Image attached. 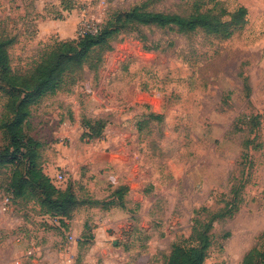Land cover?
Listing matches in <instances>:
<instances>
[{
    "label": "rangeland",
    "instance_id": "rangeland-1",
    "mask_svg": "<svg viewBox=\"0 0 264 264\" xmlns=\"http://www.w3.org/2000/svg\"><path fill=\"white\" fill-rule=\"evenodd\" d=\"M136 5L181 15L243 6L247 15L229 37L123 32L97 68L90 61L67 74L32 107L26 129L41 143L44 173L63 171L56 186L77 204L62 221L29 199L2 211L12 167L0 164V264H32L22 254L47 228L78 242L74 264H167L174 245L190 244L195 220L219 212L205 264L264 251V0H0L12 72L29 73L61 37L95 32ZM7 101L0 81V150Z\"/></svg>",
    "mask_w": 264,
    "mask_h": 264
},
{
    "label": "trees",
    "instance_id": "trees-1",
    "mask_svg": "<svg viewBox=\"0 0 264 264\" xmlns=\"http://www.w3.org/2000/svg\"><path fill=\"white\" fill-rule=\"evenodd\" d=\"M227 14L226 11L217 14L213 10L197 8L188 15H181L152 11L145 5H136L127 11L112 13L95 33L56 41L41 56L34 69L26 74L12 72L6 48L8 41L0 40V81L8 94L6 112L1 121L8 143L0 150V164H11L12 175L7 191L13 193L14 201L34 200L43 215L59 218L60 221L70 219V213L77 204L72 192L60 190L44 173L39 154L41 143L26 129L32 107L46 96L57 94L67 74L74 73L90 61H95L94 67L97 68L104 52L112 49V42L118 35L138 30L140 26L172 28L182 33L202 29L209 34L229 37L233 32L232 27L245 23L247 9L242 6L229 14V20H224ZM89 131L99 133L92 129ZM222 216L219 212L210 214L205 220L197 218L190 244L174 245L167 264H205L214 238L213 223ZM242 264H264V251L251 249L245 254Z\"/></svg>",
    "mask_w": 264,
    "mask_h": 264
},
{
    "label": "crops",
    "instance_id": "crops-1",
    "mask_svg": "<svg viewBox=\"0 0 264 264\" xmlns=\"http://www.w3.org/2000/svg\"><path fill=\"white\" fill-rule=\"evenodd\" d=\"M74 37L75 36H72V38ZM61 40H62V37H61ZM48 176H52V174L48 173ZM41 234L43 235V237L45 236V240L43 239L40 244H38L39 241L35 243L31 242V245L28 246L29 247L28 250L22 254L23 256L27 257V252L32 251L33 255L30 257H27L29 259L31 258L30 261H32V264H53V263H48L46 261V252L49 249H52L53 246L57 245L58 246L57 248L61 249V247H65L64 245L68 244L66 247L68 248L69 246L68 249L70 250V253L66 254L65 252L61 250L60 259L58 260V262L54 264H71L70 262L72 261L74 264L75 255L79 251L78 242L72 243V244L66 243L67 242L66 240L62 241L61 237L58 236V234L55 233L54 231L49 230V228H47V231L43 230Z\"/></svg>",
    "mask_w": 264,
    "mask_h": 264
},
{
    "label": "built area",
    "instance_id": "built-area-1",
    "mask_svg": "<svg viewBox=\"0 0 264 264\" xmlns=\"http://www.w3.org/2000/svg\"><path fill=\"white\" fill-rule=\"evenodd\" d=\"M97 30L98 29H96V31ZM95 32L84 31V33L81 34L80 36H84V35H86L88 33H95ZM50 178H51L52 182L55 185L63 184V183L66 182V176H65V173L63 171H57L54 175L50 176ZM1 210L2 211L3 210H7V211H10L11 213H14L16 211V207H15V204H14V195H13L12 192L6 191V193L3 194ZM71 239H73V237H71ZM32 255H33L32 251H28L27 252V257H30Z\"/></svg>",
    "mask_w": 264,
    "mask_h": 264
}]
</instances>
